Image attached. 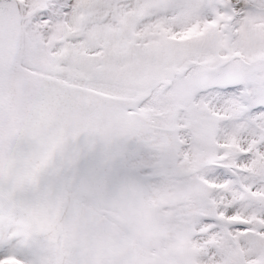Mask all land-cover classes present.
<instances>
[{
  "label": "snow or ice",
  "instance_id": "snow-or-ice-1",
  "mask_svg": "<svg viewBox=\"0 0 264 264\" xmlns=\"http://www.w3.org/2000/svg\"><path fill=\"white\" fill-rule=\"evenodd\" d=\"M0 264H264V0H0Z\"/></svg>",
  "mask_w": 264,
  "mask_h": 264
}]
</instances>
